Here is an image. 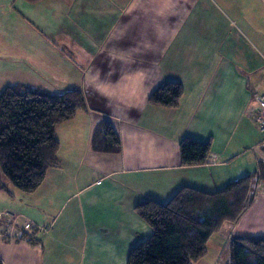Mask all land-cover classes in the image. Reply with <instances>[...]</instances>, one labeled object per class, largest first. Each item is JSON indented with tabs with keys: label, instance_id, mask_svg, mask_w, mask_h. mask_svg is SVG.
I'll use <instances>...</instances> for the list:
<instances>
[{
	"label": "crops",
	"instance_id": "obj_1",
	"mask_svg": "<svg viewBox=\"0 0 264 264\" xmlns=\"http://www.w3.org/2000/svg\"><path fill=\"white\" fill-rule=\"evenodd\" d=\"M203 1L192 14L198 0H173L170 13L147 20L135 13L150 0H0V15L8 4L44 29L28 30L45 47V74L33 73L39 67L31 62V74L16 72L7 83L53 93L79 89L86 105L57 125L58 165L33 193L2 179L9 192L0 188V213L11 209L31 223L0 222L2 264H125L129 249L151 233L134 211L138 203L165 202L182 186L215 191L264 167L254 100L264 93V0ZM5 38L0 46L12 55L0 58L6 67L20 64L14 51L37 53L28 41ZM167 81L183 86L178 106L150 103ZM104 122L119 139L118 152L92 147ZM185 137L210 142L204 164L180 165ZM253 196L236 222L209 239L196 264H230L234 238H264V191L254 188Z\"/></svg>",
	"mask_w": 264,
	"mask_h": 264
},
{
	"label": "trees",
	"instance_id": "obj_2",
	"mask_svg": "<svg viewBox=\"0 0 264 264\" xmlns=\"http://www.w3.org/2000/svg\"><path fill=\"white\" fill-rule=\"evenodd\" d=\"M182 94L180 82L167 81L148 100L173 108L178 106ZM85 106L83 91L79 89L53 93L14 84L0 91V171L13 188L30 194L41 185L47 170L58 165L57 125L73 118ZM99 133L92 138L93 149L119 151V139L108 122L100 125ZM210 150L209 141L185 137L179 142L180 165L204 164ZM255 180L264 183L263 166L215 191L182 186L165 202L146 199L138 203L134 211L151 233L129 249L125 264H196L205 256L209 239L225 223L236 222L252 204ZM0 188L9 192L1 179ZM5 210L8 209L0 215ZM0 222L12 227L17 223L26 225L22 220L12 222L1 216ZM229 254L230 264H264V238H234Z\"/></svg>",
	"mask_w": 264,
	"mask_h": 264
},
{
	"label": "rangeland",
	"instance_id": "obj_3",
	"mask_svg": "<svg viewBox=\"0 0 264 264\" xmlns=\"http://www.w3.org/2000/svg\"><path fill=\"white\" fill-rule=\"evenodd\" d=\"M8 4H12V2L10 1V3H8ZM8 4L5 7H2L3 11H2V14L0 15V38L3 39V37H6L5 40H8V39H10V38H8V36L13 37V38L15 36H17L18 37L17 40L19 42H21L22 39L25 40V42L28 41V44L27 43H25V44L29 45V47L31 49H36L37 53L33 54L31 56L27 52L25 53L26 55H22V54H18L14 51L15 56L21 62L18 66H16L15 68L13 67L12 69L9 67H6L5 63L1 64L2 62H0V80H2V85H0V90L3 89L5 86L13 85L14 84L13 82H9V83H7V82L9 80H14V78H17L16 77L17 74H19L21 76H25V77H27L28 74H31L32 71L27 67V65L31 66V64H30L31 62H32V64L34 63V64H36L37 67H39V68H35L32 66L34 69L33 73L45 74L44 73V68H45L44 58L46 56L45 50H44L45 47L43 44L38 42V39L36 37H33L29 34V30H32V31L39 33V34L42 30L44 31V29L42 27L43 23L35 22L32 18L29 20H21L14 11H10V10L6 9L8 7ZM164 4H167V5L170 4V5L168 7H166V6H164ZM172 4H173V0H150V3L145 7H143L142 5L137 6L135 14H137V15L141 14L139 16L143 19L147 18V20H152L157 15V13H159L160 11L161 12L169 11V13H170L172 10V8H171ZM203 8H204V1L198 0V4L192 8V14L198 13V9L203 10ZM138 22L139 21L131 23L132 26L135 27V30H137L136 24ZM44 26L46 27L47 31H49V30L51 31L54 28V25L52 24V22H47L46 24H44ZM141 29L145 30L146 32H150V30H147L145 27H142ZM18 47H23V46H18ZM7 54L9 56H12L10 54V51L8 52V49H7V51H5V49L2 50V48L0 46V58L4 57ZM39 57H41L43 59H40ZM11 58L12 57H10L9 59H11ZM16 72H17V74H16ZM3 78H4V80H3ZM258 114H259V112H258ZM0 179H1V181H2V179H5L4 181L11 187V189L18 191L10 185L8 180H6V178L2 175L1 171H0ZM255 184H256L255 185L256 191H264V183L257 182V180H255ZM3 191L6 193L5 190H3ZM9 200H10V198L7 200L8 203H10ZM1 207H2V205H1ZM59 211H60V209L57 208L53 213V217L57 216L59 214L58 213ZM10 212H12V211H10ZM60 216L61 217L58 219V223H59V221L62 220V218H63V216H65V214L62 213V215H60ZM21 220H23L24 222L27 221V220H25L24 217H22ZM45 224H46V226L49 225V223L48 224L45 223ZM26 226H27V228H29L31 226V223L29 225H26ZM210 248L211 247H209V250H210Z\"/></svg>",
	"mask_w": 264,
	"mask_h": 264
},
{
	"label": "built area",
	"instance_id": "obj_4",
	"mask_svg": "<svg viewBox=\"0 0 264 264\" xmlns=\"http://www.w3.org/2000/svg\"><path fill=\"white\" fill-rule=\"evenodd\" d=\"M254 100L259 106V114H258V117L256 119V122H257V125L259 128V131L261 133H264V93L255 95ZM10 211L11 210H5L0 216L6 217L7 219L11 220L12 222H16V221L21 220L22 216L20 214L13 212V211L10 212ZM28 224H29V222L26 223V225H28Z\"/></svg>",
	"mask_w": 264,
	"mask_h": 264
}]
</instances>
